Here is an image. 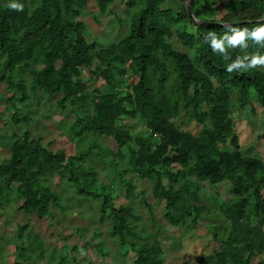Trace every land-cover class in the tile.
Instances as JSON below:
<instances>
[{
  "label": "trees",
  "instance_id": "16d2710c",
  "mask_svg": "<svg viewBox=\"0 0 264 264\" xmlns=\"http://www.w3.org/2000/svg\"><path fill=\"white\" fill-rule=\"evenodd\" d=\"M135 1L126 0L125 5L134 6ZM166 1L138 0L126 33L102 44L84 36L86 26L79 17L87 0H17L23 11L9 8L11 0H0V84L9 92L4 97L10 103L5 106L11 111L9 122L17 127L20 120H29V110L21 113L16 101L26 107L31 94L59 95L56 106L69 118L72 135L79 140L87 134L110 138L114 156L125 158L117 171L109 160L125 196L134 194L133 176L149 180L151 195L163 202V219L172 226L194 229L206 209L200 192L228 181L231 198L219 205L225 221L219 231L217 226L210 230L217 248L198 256V262L264 264V158L241 149L231 110L232 94L237 95L238 109H253L252 102L258 103L262 131L257 140L264 139V73L257 68L226 71L237 56L264 55V43L245 36L232 44L228 37L234 32L218 24L264 17V0H192V11L196 1L221 6L223 14L211 24L195 23L184 2L174 11ZM95 3L104 14L112 0ZM261 23L264 19L232 27L251 31ZM173 34L186 51L173 47ZM213 38L223 42L230 59L212 50ZM82 67L102 78L105 87L83 82ZM24 74L30 77L28 89ZM181 114L201 125L196 134L173 122ZM123 118L138 119L144 133H132L121 124ZM7 142L8 156L0 161V209L17 198L18 211L38 219L50 215V207L63 210L61 197L43 180L64 176L79 197L99 199V220H107L111 237L133 252L129 264H164L156 242H136L132 221L138 215L133 207L115 205L105 185L97 182L91 163L103 159L106 151L95 140L67 154L49 149L28 129L17 128ZM143 203L151 213V205ZM26 226H17L20 240ZM31 237L42 241L36 234ZM16 251L15 263L23 264L26 259ZM43 256L42 250L37 257Z\"/></svg>",
  "mask_w": 264,
  "mask_h": 264
},
{
  "label": "rangeland",
  "instance_id": "374dc122",
  "mask_svg": "<svg viewBox=\"0 0 264 264\" xmlns=\"http://www.w3.org/2000/svg\"><path fill=\"white\" fill-rule=\"evenodd\" d=\"M125 1L112 0V3L108 5V12L101 14L95 0H87V9L79 17L85 23L84 36L87 41L96 40L105 44L118 40L126 33L130 16L139 7V3L136 0L134 6H126ZM184 1L167 0L165 6L176 11ZM192 13L195 18L211 22V19L220 17L223 10L216 3L208 4L196 1ZM169 40L177 50H187L175 34ZM257 69L264 73V67ZM80 78L91 88L105 87L104 80L95 78L86 67L81 68ZM23 81L28 89L30 82L28 74L23 75ZM8 95L9 92L4 84H0V96H2V99L0 98V120L8 122L3 125V122L0 121V161L8 156L7 141H9L12 131H17V128L28 129L32 137H41L42 142L46 143L49 149L53 151L63 149L67 154L86 148L91 140H95L101 150L106 151L103 159L95 158L91 163L93 169L97 171V182L105 185L106 193L110 195V199L115 205L124 203L133 207L134 213L138 215L137 219L132 221L138 236L135 238L136 242L147 244L156 242L164 264H200L198 256L211 253L217 248L218 242L211 238L210 230L215 226L218 230V227L225 221L219 205L224 200L231 198L228 181L219 183L213 189L204 188L200 192L201 203L205 204L206 209L194 229L188 226L169 225L163 219V202L155 200L151 195L149 180L133 176L134 194L130 197L125 196L117 173L111 169L112 166L109 164V160L114 161L116 163L115 171H117L124 165L125 158L121 161L117 160L114 156L116 148L111 144L110 138L103 139L87 134L79 140L72 135L68 130L69 118H65L63 112L56 106V99L59 95L53 94L46 97L41 92L31 94L30 102L26 107L16 101L15 106L20 108L21 113L25 109L29 110L25 111L29 120H20L17 127L9 122L10 108L5 110V106L10 107V103L4 101V97ZM236 100L237 95L232 94V117L241 149L249 154L260 155L264 158V139L257 140V136L262 131V108L258 103L252 102L253 109L250 105L238 109ZM173 122L193 134H196L201 128V125L193 119H185L183 114L173 119ZM121 124L129 128L132 133H144L143 125L138 119L123 118ZM122 152L125 156L127 151L124 148ZM88 161L86 162L88 163ZM123 177L129 178V175L124 174ZM43 183L61 197L64 209L50 207L51 214L38 219L32 214L18 211L17 207L21 200L17 198H13L10 203H5L1 208L3 210L0 217V220L3 221L0 225V264L9 262L12 264V261L17 259L16 249L18 254L26 259L25 262H22L23 264H38L37 262L41 259L37 256L42 250L44 251L42 264L130 263L133 252L127 245L121 247L117 244V240L111 237L107 220L104 222L99 220V199L92 196L87 199L79 197L75 193L74 186L66 181L64 176H47ZM137 191H143L144 195L137 194ZM143 200L151 205V213L145 207ZM215 210L216 212L213 213L212 211ZM106 212L108 214L109 210ZM24 222L27 223V226L22 232L23 238L20 240L16 236V225L24 224ZM31 234L41 237L43 243L31 237ZM124 250L128 251L124 254Z\"/></svg>",
  "mask_w": 264,
  "mask_h": 264
},
{
  "label": "clouds",
  "instance_id": "9594fccd",
  "mask_svg": "<svg viewBox=\"0 0 264 264\" xmlns=\"http://www.w3.org/2000/svg\"><path fill=\"white\" fill-rule=\"evenodd\" d=\"M8 7L12 10L23 11L24 5L17 2V0H11ZM234 32V35L228 37L230 43L235 44L237 41H242L245 36L252 39L254 42L264 43V23L258 24L256 27L249 31L248 28H236L232 26H227ZM211 48L213 51L219 50L220 53L224 55L226 60L230 59L227 53L224 51L223 42L221 40H216L215 38L211 41ZM258 67H264V55L254 54V55H243L237 56L235 60L227 65L226 71L228 72H239L241 70L256 69Z\"/></svg>",
  "mask_w": 264,
  "mask_h": 264
},
{
  "label": "water",
  "instance_id": "95a60500",
  "mask_svg": "<svg viewBox=\"0 0 264 264\" xmlns=\"http://www.w3.org/2000/svg\"><path fill=\"white\" fill-rule=\"evenodd\" d=\"M184 6H185V9L188 13V15L194 20L195 23L197 24H211V23H215V22H209V21H206V20H201V19H198V18H195L193 16V13H192V0H185L184 1ZM264 19V17L262 18H259V19H254V20H239V21H233V22H219L218 24L222 25V26H232V25H235V24H240V23H245V22H254V21H260Z\"/></svg>",
  "mask_w": 264,
  "mask_h": 264
},
{
  "label": "crops",
  "instance_id": "0c3cea01",
  "mask_svg": "<svg viewBox=\"0 0 264 264\" xmlns=\"http://www.w3.org/2000/svg\"><path fill=\"white\" fill-rule=\"evenodd\" d=\"M2 210H3V209H2ZM2 210L0 209V217L2 216V215H1ZM23 213H24V212H23ZM1 223H3V221L0 220V225H1ZM24 224H25V222H24ZM18 225H23V224H22V223H21V224H17L16 227H17ZM26 225H27V223H26ZM16 229H17V228H16ZM16 235H17V234H16ZM40 238H41V237H40ZM16 240H17V239H16ZM11 257H13V256H11ZM14 257H15V255H14ZM262 257L264 258V255H262ZM3 261H4V259H3ZM11 261H12V259H11ZM15 262H16V259H15L14 262L12 261V264H18V263H15ZM37 263H38V264H42V259H41L40 261H38ZM5 264H6V263H5ZM8 264H11V263L9 262ZM32 264H34V263H32Z\"/></svg>",
  "mask_w": 264,
  "mask_h": 264
}]
</instances>
